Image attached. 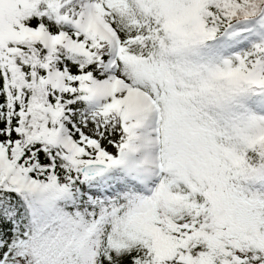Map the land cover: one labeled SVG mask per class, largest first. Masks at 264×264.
I'll list each match as a JSON object with an SVG mask.
<instances>
[{
  "label": "snow or ice",
  "instance_id": "snow-or-ice-1",
  "mask_svg": "<svg viewBox=\"0 0 264 264\" xmlns=\"http://www.w3.org/2000/svg\"><path fill=\"white\" fill-rule=\"evenodd\" d=\"M0 264H264V0H0Z\"/></svg>",
  "mask_w": 264,
  "mask_h": 264
}]
</instances>
